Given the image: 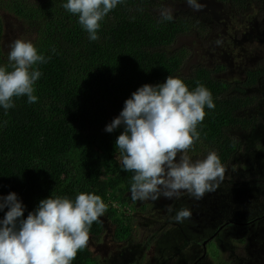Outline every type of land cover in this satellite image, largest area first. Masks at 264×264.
Returning a JSON list of instances; mask_svg holds the SVG:
<instances>
[{
	"label": "trees",
	"instance_id": "1",
	"mask_svg": "<svg viewBox=\"0 0 264 264\" xmlns=\"http://www.w3.org/2000/svg\"><path fill=\"white\" fill-rule=\"evenodd\" d=\"M169 1L124 0L101 21L99 39L90 41L78 16L62 7L65 0H0V8L24 22L38 53L48 58L36 65L42 72L34 85L38 100L30 104L27 96L14 97V108H0V195L16 192L26 205L24 218L41 199L75 200L87 192L101 196L118 232L132 228L113 205L125 211L128 201L135 202L129 194L134 173L123 171L115 145L123 127L109 133L106 125L140 86L163 83L169 75L181 78L189 90L204 85L212 93L208 72L181 70L183 55L175 45L193 19L178 13L163 20L159 10ZM2 38L0 17V64L6 65ZM213 101L192 148L206 146L203 153L215 151L224 165L237 148L224 134L230 102ZM99 229L97 220L89 233ZM90 253L87 247L79 250L72 264H98Z\"/></svg>",
	"mask_w": 264,
	"mask_h": 264
},
{
	"label": "clouds",
	"instance_id": "2",
	"mask_svg": "<svg viewBox=\"0 0 264 264\" xmlns=\"http://www.w3.org/2000/svg\"><path fill=\"white\" fill-rule=\"evenodd\" d=\"M124 0H65L62 7L78 16V23L90 41L99 39L101 21ZM200 11V0H186ZM163 20H172V9L160 10ZM7 64H0V108H14V97L27 96L34 103L35 83L42 76L36 65L47 59L31 40L18 38L9 44ZM215 107L212 93L204 85L192 90L179 77L169 75L163 83L144 84L124 102V107L106 132L123 127L115 141L123 156V171L133 172V201L169 200L186 192L195 199L213 192L225 167L215 151L193 160L187 153L199 139L197 131ZM179 154V159L177 156ZM129 193V194H130ZM114 207L124 211L117 202ZM128 208V206H125ZM0 264H72L79 250L88 246L89 229L106 214L101 196L81 192L75 200L66 196L41 199L26 218V205L16 192L0 195ZM174 209L169 206L168 211ZM121 211V212H122ZM189 208L176 210L174 220L190 218Z\"/></svg>",
	"mask_w": 264,
	"mask_h": 264
},
{
	"label": "flooded vegetation",
	"instance_id": "3",
	"mask_svg": "<svg viewBox=\"0 0 264 264\" xmlns=\"http://www.w3.org/2000/svg\"><path fill=\"white\" fill-rule=\"evenodd\" d=\"M183 1L186 0L165 2V7L172 9ZM216 1L223 5L216 20L211 15L202 17L201 14H193L191 10L174 12L193 19L191 30L182 37L178 36L179 46L175 47L183 55L181 70H205L213 85V98L230 102L229 114L224 120V134L236 143L237 148L224 163L226 165L241 147L240 139L234 133L252 135L257 124L264 123L257 118L260 116L258 103L264 100V0ZM236 97L239 99L236 104L240 107L237 111L233 102ZM200 146L199 149L191 147L190 155L207 154L203 151L208 148ZM258 195L264 200V191ZM132 204L134 207H128L131 214L127 213L131 215L129 221L132 220V228L127 234L117 231V223L107 213L98 219L99 231L89 233L90 242L95 244L97 251L102 250L96 258L87 246L98 264L110 261L118 264H264V231L258 230V227L264 229L263 201L254 204L252 210L241 218L232 215L233 218L225 219V224L235 223L247 228L243 238L233 236L217 243L216 235L221 226L208 233L215 221L209 224L198 222V217L203 214L198 212L204 206L202 200L194 201L196 209L192 213V225L175 221L176 213L169 212L166 207L155 209L157 213L153 208V215L142 206L144 212L138 216L137 210L142 209H137L135 202ZM138 218L143 220V226L150 233L142 235L137 241L135 227L140 226ZM175 230L183 232V245H179L178 239L168 241V236H172ZM246 238H251L253 242L245 245ZM103 243L105 246H102ZM210 245L211 250L208 249ZM172 255L177 259L171 260Z\"/></svg>",
	"mask_w": 264,
	"mask_h": 264
},
{
	"label": "rangeland",
	"instance_id": "4",
	"mask_svg": "<svg viewBox=\"0 0 264 264\" xmlns=\"http://www.w3.org/2000/svg\"><path fill=\"white\" fill-rule=\"evenodd\" d=\"M202 4V9L200 11H194L188 7L187 3L183 6L186 8L181 7L178 4L172 8V13L174 12H185L187 10H191L193 14H201L202 17L212 16L215 17V20L218 16V12L222 10L223 5L216 0H200ZM165 8V7H164ZM160 11V10H159ZM0 17L3 23V46L8 53L9 51V44L18 39H25L31 40L32 36L30 34L31 30H26L24 22L15 16L13 13L0 8ZM33 42V41H32ZM259 107V115L257 116L258 119H261L264 122V100L260 103ZM236 137L240 140V150L239 153L228 162L225 167V172L222 180L218 181V186L215 191L205 193L202 199H195L190 196L188 193L183 192L181 193L179 198H173L171 200L164 198L161 196L158 200H144V201H135L137 205V209H142L141 207H146L145 210L147 212L153 213V208L161 209L162 207H166L167 209L171 206L176 213V210L180 208H189L193 213L196 209V204L194 201L198 202L200 200L203 201V205L199 213H202L198 217L199 224L202 223H211L215 221L212 225V230L208 233L216 231L219 226L221 229L219 230L218 234L216 235V241L224 240L228 237L235 236L236 239H241L247 234V228L243 226H238L235 223H228L225 224V219H231L232 215L236 217H240L244 215L247 211L248 213L252 210L253 205L256 203L264 202L258 195L260 192L264 191V123H259L255 127L252 135L249 133H234ZM188 150V155L193 159H202L206 154H198V155H190V151ZM179 159V154L177 156ZM255 199L253 205L252 202ZM130 208L134 207L132 201H128ZM128 205V207H129ZM209 207V208H207ZM119 211H122L119 209ZM123 214L127 215L128 219L131 216L129 212V208H126L125 211H122ZM140 216L144 210H137ZM130 213V214H127ZM157 213V210H155ZM248 215V214H247ZM101 218V217H100ZM238 220L237 218H235ZM140 226L136 228V240L138 241L142 235L149 234L150 232L147 230V227L143 226V220L137 219ZM132 220H130L131 222ZM239 221V220H238ZM129 222V223H130ZM194 222L193 215L190 218H187L183 221L184 224L192 225ZM150 228V227H149ZM258 230H263L261 227H258ZM248 237V236H246ZM178 239L179 245H183L185 242V238L183 237V232L175 230L172 236H168V241ZM251 238L245 239V245L252 243ZM102 246H105L103 243ZM88 247L92 251V255L98 257L97 254H102L101 251H97V247L95 244L90 242V237L88 241ZM212 246H208V249L211 250ZM171 260H176L177 257L172 255L170 257ZM220 259V256L217 257ZM108 264H118L115 261H110ZM203 264V263H202Z\"/></svg>",
	"mask_w": 264,
	"mask_h": 264
},
{
	"label": "water",
	"instance_id": "5",
	"mask_svg": "<svg viewBox=\"0 0 264 264\" xmlns=\"http://www.w3.org/2000/svg\"><path fill=\"white\" fill-rule=\"evenodd\" d=\"M185 3H186V1H183V2H181V4H178V5H180V6L183 7V8H186V6H183ZM89 249H90V248H89Z\"/></svg>",
	"mask_w": 264,
	"mask_h": 264
}]
</instances>
